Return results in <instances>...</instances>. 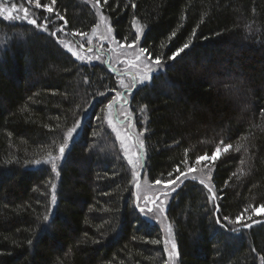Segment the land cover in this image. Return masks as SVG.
Listing matches in <instances>:
<instances>
[{
	"label": "trees",
	"instance_id": "1",
	"mask_svg": "<svg viewBox=\"0 0 264 264\" xmlns=\"http://www.w3.org/2000/svg\"><path fill=\"white\" fill-rule=\"evenodd\" d=\"M33 1L52 8H35V25L0 17V264H165L162 233L138 210L105 121L117 77L57 39L92 30L91 0ZM93 2L118 43L135 40L137 24L153 58L192 43L127 104L139 135L146 129L149 182L201 166L210 174V188L187 179L167 206L178 264H264V216L254 213L264 205V0ZM217 148L215 162L200 163ZM52 157L56 169L32 163Z\"/></svg>",
	"mask_w": 264,
	"mask_h": 264
},
{
	"label": "rangeland",
	"instance_id": "2",
	"mask_svg": "<svg viewBox=\"0 0 264 264\" xmlns=\"http://www.w3.org/2000/svg\"><path fill=\"white\" fill-rule=\"evenodd\" d=\"M37 1L33 0H0V17L6 19V17L11 13L12 16H20L22 19L11 20L6 19L7 21H29L34 19L33 10L36 8ZM93 8L97 12V24L92 28V30L86 34L85 37H79L77 35H65V33L59 34L57 39L59 40L62 47L66 49H71L76 52L78 56L83 57V60L78 59L81 63L91 64V63H105L113 71L117 77L118 91L122 92V98L118 99L112 107H109V104L106 109V120L109 128L115 135L120 148L122 150L124 158L128 161L132 159L134 162L137 161L138 157H143L142 149H140V135L137 132L138 129L135 127L134 117L130 113L128 105L123 102L124 99H128L129 92L123 91L125 86L132 87L134 84L136 86L142 85L149 81L150 77L161 71L150 73L148 71L150 64L148 63V58L140 54L139 42L133 48H124L121 49L113 32H109L108 29L112 28L108 19L99 11L97 3L91 0L90 2ZM48 12L44 7H39ZM27 18H23L26 15ZM37 22V21H36ZM134 28L137 30L138 25L134 24ZM140 30V29H139ZM107 38V39H103ZM83 45V47H81ZM91 49V50H89ZM91 56L92 59L89 61L88 57ZM140 57L138 60L137 57ZM75 59H77L75 57ZM145 75H148L149 79L144 83L143 81ZM115 96V95H114ZM128 118H131L132 127H128ZM77 128V127H76ZM72 130V129H71ZM70 130V131H71ZM81 130V125L78 128L71 139H69L68 134L67 138L69 139V144L76 137L78 132ZM69 131V132H70ZM143 160L139 163H136V167L132 168L133 173V184L135 191V201L138 210L144 208L145 212L140 213L145 217L146 220L155 224L160 229L162 233V245L167 247L168 251L171 250V243L174 241V233L172 232V227L166 218V211L164 213H159L156 211V208L165 207L169 205L173 193L172 189L164 188L163 184L156 185L155 182H149L146 177L141 164ZM201 163V161H200ZM203 165V164H202ZM207 167H198L194 168L193 172H187L188 179H194L202 182L208 188H210V174L207 171ZM135 173V175H134ZM179 185H177L178 187ZM167 191L172 193L169 195H164L163 193ZM165 202L161 204L160 202ZM264 206V205H263ZM148 209L152 210L154 213L152 219H148ZM256 215L264 216V208L259 207L254 212ZM169 241L167 246H165V241ZM168 251H165V257L167 264H178V254L175 258H171L168 255ZM165 262V264H166Z\"/></svg>",
	"mask_w": 264,
	"mask_h": 264
},
{
	"label": "snow or ice",
	"instance_id": "3",
	"mask_svg": "<svg viewBox=\"0 0 264 264\" xmlns=\"http://www.w3.org/2000/svg\"><path fill=\"white\" fill-rule=\"evenodd\" d=\"M105 3H107V0H105ZM39 7H40V4L37 3L36 4V8H39ZM44 8L48 12H52V8H50L48 5H44ZM0 11H2V10H0ZM23 18H25V19L27 18V10H26L25 17H23ZM6 19L19 20V19H22V17H20V16H12L11 13H9V15L6 17ZM60 19H63V17H60ZM29 23L35 25L36 24V20L35 19L29 20ZM65 26H66V22H65ZM133 27H135V26L133 25ZM108 31L109 32H113V29L112 28H109ZM52 35H56V33H52ZM75 35H77L79 37H85L86 36V33L80 32V33H76ZM176 35H177V33H175V32L172 33L171 37H169L170 42H171V40H173L176 37ZM193 35H195V32L193 33ZM142 38L143 37H142V34H141L140 30L137 29L136 30V38H135V40H133L131 43H120L119 44V47L121 49H124V48H133L134 46L137 45V43ZM103 39H107V38H103ZM191 46H192V43L191 42L183 44L181 47L177 48L174 52H172V54L167 57V60L166 61H162L161 57H159V56H155L153 58V53L151 51H149L148 49H146V48H140V54L142 56H146L148 58V63L150 64V67H149L148 71L150 73H155V72L159 71L160 69H162L163 67H165V65L167 64V61H174V60H176L182 53L185 52V50L189 49ZM81 47H83V45H81ZM89 50H91V49H89ZM68 51L71 52V54H72L73 57H76L77 59H80V60H83L84 59L83 57L78 56L77 53L74 52V51H72L71 49H68ZM91 59H92V57L89 56L88 57V60L90 61ZM137 59L139 60L140 57L138 56ZM113 71H115V69H113ZM148 79H149L148 75H145V77H144L143 81H141V83H144ZM135 87H136L135 84L132 87L125 86V88L123 89V91L130 93V92L133 91V89ZM105 95H107V93H105ZM120 98H122V92L121 91H116L115 92V96L113 97V100L109 102V107H112L115 104V102L118 99H120ZM123 102L125 104H128L129 103V100L128 99H124ZM85 111H87V110H85ZM82 122H83L82 119H81V121H78L77 122V128L72 129L69 132V134H68L69 139H71L73 137L74 133L76 131H78V128H79L80 124H82ZM132 126L133 125L131 123V118H128V127H132ZM145 132H146V129H145ZM145 132H141L140 135L143 136L145 134ZM69 139H66L65 140V143L62 144L60 146V148H59V152H60V157L59 158L60 159L63 158V156L65 154V151H66V148L69 146ZM139 147H140V149H143L145 147V144H144V141L143 140H141V143H140V146ZM229 148H230V146H225L224 152L227 153V151L229 150ZM220 153H221V149L220 148H217L215 150V152L212 154L211 157H208V156L205 155V156L198 157V160L199 161L211 160V161L215 162L219 158V154ZM56 159H57L56 157H52L51 161H43V162L42 161H33L32 163L38 165L40 163H48V162H51L52 163V168L53 169H56V167H57V164L55 163V160ZM141 160H143V157H138V159H137L136 162H134L132 159H129L128 160V163L130 165H132L133 168H135L136 167V163H139ZM146 163H147V161L146 160H143V163L141 164V167L143 168L144 166H146ZM177 171H179V166H177ZM193 171H194V169H192V168H189L188 169V172L189 173L190 172H193ZM134 175H135V173H134ZM171 176H172V174L170 173L169 174V177L170 178L167 179V180L157 179L155 181V184L158 185V186L161 185V184H163V186H164V188L166 190L168 188H171L172 189V193H174V192L177 191V185H179L180 187H182L183 184L185 182H187V179H188V174L185 173V172H179V175H177L175 177V179H172ZM205 187H207V186H205ZM172 193H169V192L165 191L163 194L170 196ZM52 200H53V203H55L56 197L53 196L52 197ZM160 203L161 204H164L165 202L161 201ZM137 206L139 207V205H137ZM261 207L264 208V206H261ZM139 210L141 212H145V209L144 208H140ZM147 211L149 213V215H148L147 218L148 219H152L154 213H152V210L151 209H148ZM156 211L159 212V213H164L166 211V206L165 207H159L158 206L156 208ZM219 212H220V208H219V205H217L216 206V213H217V216L218 217H219ZM43 219H44V221H49L50 218H49L48 215H45L43 217ZM227 219H228V217H224V220H227ZM236 222L237 223H243L242 216H237L236 217ZM217 223L218 224L220 223V220L219 219H217ZM243 226L245 228H247L250 225H248V224L245 223ZM152 243L153 244H158V243H160V241L153 240ZM168 243H169V241L166 240L165 241V246H167ZM165 251H168L167 247H165ZM168 255L171 258H175V256L177 255V245H176L175 242H172L171 243V250L168 251ZM166 264H167V262H166Z\"/></svg>",
	"mask_w": 264,
	"mask_h": 264
}]
</instances>
